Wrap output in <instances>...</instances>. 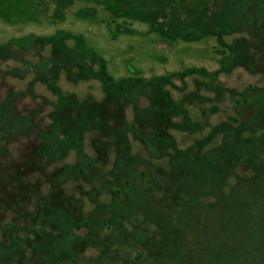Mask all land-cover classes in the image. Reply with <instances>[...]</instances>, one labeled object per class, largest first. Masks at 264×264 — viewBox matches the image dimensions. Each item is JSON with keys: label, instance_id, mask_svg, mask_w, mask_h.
Segmentation results:
<instances>
[{"label": "trees", "instance_id": "obj_1", "mask_svg": "<svg viewBox=\"0 0 264 264\" xmlns=\"http://www.w3.org/2000/svg\"><path fill=\"white\" fill-rule=\"evenodd\" d=\"M200 3L202 11H197L208 21L219 11L225 12L223 7H231L230 15H225V32L217 28L210 32L217 41L213 53L218 67L213 71L192 66L178 74L165 72L151 81L153 78L147 79L129 65L128 75L113 78L106 59L82 34L64 30L50 36L27 34L0 44V66L6 59L21 64L0 70L1 78L34 74L24 91L12 93L8 88L7 97L0 102V264H31L37 251L58 252L66 239L70 243L64 252L76 259L86 248L107 247L105 234L117 250L147 244L150 237L139 236L130 244L119 239L120 225L136 215L135 196L158 192L166 184L164 177L179 167H200L207 172L201 162L206 153L214 154L213 161L220 159L222 165L204 173L215 181L209 179L205 189L192 183L195 190L188 189L190 205L208 210L227 200L234 208L231 219L237 217L239 222L251 215L255 199L248 193L249 186L255 188L264 178V85L248 84L237 90L219 78L237 68L264 73V38L259 35L262 39L258 41L254 29L260 25L264 33V0ZM181 9H175L176 22L184 24ZM110 14L114 37L135 33L127 28L126 15ZM57 21H62L60 13L51 23ZM145 21L162 42L208 36L190 37L178 31L172 35L161 18L146 17ZM226 36L232 40L225 41ZM47 46L49 54L44 57L41 53ZM30 56H36V62L28 61ZM60 73L72 84L98 81L102 97L63 93L56 84ZM187 77L197 82L195 88L180 99L174 98L173 79L180 81V93ZM36 82L57 97L47 120L38 114L39 107L49 102L33 93ZM25 96L40 102L23 113L14 101ZM142 100L144 105H140ZM224 100L230 104L226 105L229 111L219 108ZM214 115L221 118L213 124ZM173 132L191 136L190 142L179 145ZM86 143L91 154L85 151ZM70 152L74 154L71 164L64 162ZM193 176L190 174V182ZM73 184L80 190L77 201L64 194V185ZM95 218L99 225L93 223ZM199 218L197 227L187 223V232L191 237L198 235L197 245L202 247L203 214ZM157 242H150L155 245L157 262L178 264L174 258L158 255ZM202 252L193 264H205ZM212 254L210 250V258Z\"/></svg>", "mask_w": 264, "mask_h": 264}, {"label": "rangeland", "instance_id": "obj_2", "mask_svg": "<svg viewBox=\"0 0 264 264\" xmlns=\"http://www.w3.org/2000/svg\"><path fill=\"white\" fill-rule=\"evenodd\" d=\"M200 1L0 0V44L11 38L27 34L50 36L64 30L82 34L89 44L106 59L107 70L113 78L128 75L129 71L126 67L129 65L147 79L153 78L151 81L163 76L165 72L178 74L192 66L204 67L213 71L218 67L213 53L217 41L210 32L215 28L221 33L225 32L227 27L225 15H230L231 7L229 5L223 7L226 13L219 11L211 21H208L209 19L201 13ZM202 1L206 5L209 2V0ZM213 1L217 3L219 0ZM177 7L182 8L184 17H186L184 24L176 22L178 17L175 15V9ZM113 11L127 16L126 22L130 24L129 27H126L135 30L133 35L114 37L113 22L110 18V12ZM58 13L62 15V21L52 24L51 20ZM146 17L161 18V22L168 25L167 30L170 29L172 35L178 31L180 34L190 37L193 35L201 37L203 34H208V36L195 41L178 39L173 43L162 42L155 34L151 33L145 21ZM192 23L195 24V27L190 26ZM254 29L258 41L262 39L260 36L264 38V33L261 31L262 26L256 25ZM231 40L232 37H225V41L230 42ZM41 54L44 57L48 56L49 47H45ZM27 60L34 63L37 57L30 56L27 57ZM4 61L0 70L21 66L20 62L14 59ZM33 76V72H29L23 77L12 75L0 77V102L7 97L8 88L13 90L12 93L24 91ZM219 79L227 87L237 90L245 88L248 84L264 85V73L251 74L243 68H237L230 75H222ZM195 83L197 84L196 81L193 82V77H187L184 90L179 93L181 83L178 79H173L171 91L174 98L180 99L184 94L193 91ZM56 84L63 93H74L78 98L93 96L100 99L103 95L100 83L95 80L72 84L65 79L63 73H60ZM33 93L49 102V105L42 106V104L38 109L41 118L47 120V114L53 108L51 103L55 102L57 97L40 82L34 83ZM201 93H205V91H201ZM14 102L20 112L26 113L35 109L40 101L25 96ZM144 104L145 101L142 100L140 105ZM218 105L219 108L225 109L226 107V110L229 111L227 106L230 104L227 105L226 100ZM131 117V110L128 109V120ZM220 118V115L218 117L214 115L211 122L214 124L220 121ZM173 135L181 146H186L191 139V136L187 137L181 132H173ZM84 146L85 151L91 154L89 144L86 143ZM213 155L206 153L205 158L201 159L207 172H204L200 167H179L178 170H173L164 177L167 180L166 184L158 192L153 195L146 193L136 195V202L133 205V209H137L136 215L120 225L119 239L127 244L132 243L139 236L150 237V242L158 240L156 243L157 249H159L158 255L160 257L164 255L169 259L174 258L178 264H186L185 261L187 264L195 263L200 251H203L202 255L207 258L205 264H264V178L260 181L261 184L259 183L260 185L255 188L249 186L251 190L248 193L254 197L255 203L251 215L243 218V221L238 222L237 217L231 219L230 216L234 212V208L227 200L221 201L208 210L202 209V207L195 209L190 205L188 189L195 190L192 183L205 189V184H208L209 179L211 183L215 182L214 177L209 178V174H204L208 173L210 168L218 169L222 165L220 159L213 161ZM73 161L74 154L70 152L64 162L71 164ZM240 172L242 171L240 170ZM190 174H194L193 182H190L192 179ZM79 192L80 190L76 189L74 184L64 185L65 198L68 197L71 201L78 200ZM114 198L115 200L118 198L119 202L121 200L119 196ZM72 210L75 211V209ZM202 214L205 235L202 239V247H199L197 245L198 235L191 237L188 234L187 223L197 227ZM63 219L66 221L64 217ZM93 223L100 224L97 218ZM105 236L107 247L104 249L101 247L86 248L82 253L78 252V259L71 258L68 252H64L70 243L66 239L58 252L37 251L34 256L36 261L33 260L31 264H73L75 259L74 264H159L155 259L157 254L154 252V243H135L127 249L117 250L108 243L109 235L105 234ZM210 250L214 251L212 258L208 255Z\"/></svg>", "mask_w": 264, "mask_h": 264}]
</instances>
